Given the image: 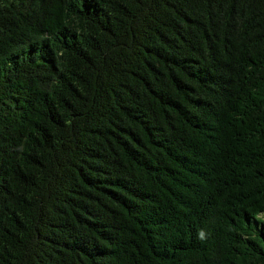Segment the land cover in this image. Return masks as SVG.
<instances>
[{"label": "trees", "instance_id": "1", "mask_svg": "<svg viewBox=\"0 0 264 264\" xmlns=\"http://www.w3.org/2000/svg\"><path fill=\"white\" fill-rule=\"evenodd\" d=\"M0 264H264V0H0Z\"/></svg>", "mask_w": 264, "mask_h": 264}]
</instances>
